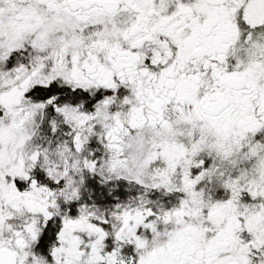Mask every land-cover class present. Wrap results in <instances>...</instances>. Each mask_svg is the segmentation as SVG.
Wrapping results in <instances>:
<instances>
[{"label":"snow or ice","instance_id":"obj_1","mask_svg":"<svg viewBox=\"0 0 264 264\" xmlns=\"http://www.w3.org/2000/svg\"><path fill=\"white\" fill-rule=\"evenodd\" d=\"M0 264H264V0H0Z\"/></svg>","mask_w":264,"mask_h":264}]
</instances>
